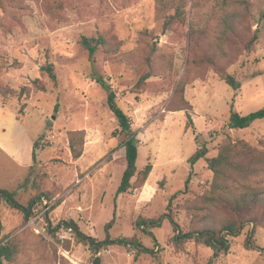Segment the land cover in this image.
<instances>
[{"label": "rangeland", "instance_id": "rangeland-1", "mask_svg": "<svg viewBox=\"0 0 264 264\" xmlns=\"http://www.w3.org/2000/svg\"><path fill=\"white\" fill-rule=\"evenodd\" d=\"M183 5L186 21L164 29L173 12L160 0H0V115L1 102L7 107L0 129L16 139L31 163L25 167L0 152V188L13 191L24 205L38 197L27 221L20 210L0 202V240L15 247L2 264H94V253L62 222L73 219L101 240L112 218V237L136 236L154 254L111 245L97 253L100 264H264V251L245 247L251 224L230 238L227 254L215 259L203 244L175 245L167 220L151 229L157 246L136 226L139 218L168 209L185 231L219 226L227 214L210 200L213 172L204 159L194 165L187 161L203 145L208 158L228 139L256 149L251 163L260 171L250 184L264 193V154L259 153L264 118L241 129L227 126L231 107L245 115L264 106V0H183ZM224 17L231 18L233 28L222 37ZM192 30L200 36L199 46L189 39ZM256 31L248 51L245 44ZM83 35L102 36L105 43L90 56L80 43ZM205 54L241 83L239 90L208 65L193 63ZM48 62L56 86L40 70ZM146 72L151 77L138 83ZM100 77L136 131L137 168L152 166L143 184L134 177L118 194L125 136L108 106L107 90L96 81ZM35 79L44 90L34 87ZM187 102L190 124L181 109ZM17 125L33 141L41 138L35 161ZM73 130L85 132L78 159L69 149ZM252 240L264 249V228L257 226Z\"/></svg>", "mask_w": 264, "mask_h": 264}, {"label": "trees", "instance_id": "trees-1", "mask_svg": "<svg viewBox=\"0 0 264 264\" xmlns=\"http://www.w3.org/2000/svg\"><path fill=\"white\" fill-rule=\"evenodd\" d=\"M162 8L172 9V14H168L163 22V28L168 29L172 22H185L187 10L183 5V0H160ZM225 18V17H224ZM231 18L226 17L223 23V29L221 32L222 37L227 34V31L232 29ZM192 34L189 39L194 41L199 46L200 36L195 31L190 32ZM257 31L254 32L248 42L245 44L246 50H251L254 42L257 40ZM81 45L89 52L90 56L93 55L95 50L99 46L104 45V39L102 36L87 37L81 36ZM193 42L192 44L195 45ZM193 63L198 67L204 64L208 65L223 81L230 85L235 91L239 90L241 83L237 81L232 75L226 72L224 68L219 66L215 58L211 55L205 54L193 60ZM42 72H46L48 77L52 80L53 84L57 85V77L54 71V65L51 62L40 66ZM151 74L146 72L143 74L138 83H144ZM103 88L108 92L107 103L111 111L114 113L118 121V131L124 134L125 139L122 142L124 148L125 169L121 178V182L117 188V194L127 191L132 186V179L136 177L139 180L140 185L145 182L150 171L151 164H146L143 168L138 169L136 166L138 139L136 131L131 127L130 119L122 109L116 104L114 99V91L103 77L96 80ZM33 85L39 90H44V85L38 80H33ZM184 84L179 85L180 92L183 93ZM186 111L188 123H192L190 117L191 105L187 102L186 105L181 108ZM264 118V106L260 109L242 115L231 107L230 116L227 126L232 129H241L248 127L252 122L257 119ZM85 132L84 130L68 131L69 149L73 159H78L83 153ZM38 138L32 145V158L36 160L35 150L39 148ZM256 149L249 146L246 142L238 140L232 143L229 139L226 140L218 149L216 156L208 158L206 157L207 148L205 145L196 149V151L188 158V163L194 165L198 160L204 159L207 163V168L213 172L212 181V196L211 201L219 202L221 207L225 210L227 216L220 221L217 227H198L191 228L189 230H183L180 224L175 220L172 212L168 209L167 212L160 214L153 218H139L136 221V226L152 237L156 246L158 245L156 238L151 231L152 228L159 227L164 220H167L173 230L172 241L175 245L187 243L189 241L195 244H203L212 250V259L227 254L230 249V238L238 236L243 227L247 224L252 225V229L249 232L246 240L245 247L247 249L260 248L252 237L254 230L257 226L264 228V193H262L257 187L250 184L251 178L256 176L260 168L254 166L251 163L252 156ZM264 154V151H259ZM189 182V176L184 182L185 189ZM177 193V192H176ZM174 193L172 197L176 194ZM34 197L30 199L27 205L20 203L16 198L13 191L0 188V202L4 200L9 206L18 209L22 212L24 221H27L32 215V208L36 199ZM48 225L50 223L49 218ZM114 218L108 221L105 226V236L99 240L87 233H85L79 226V224L73 219L63 221V226L73 231L75 238L87 245V247L94 253V264H100V257L97 253L100 249H105L111 245H118L127 247L129 249L136 250L137 253H149L154 254V250L145 246L136 236H117L112 237L109 233V229L112 227ZM62 226L58 224L57 227ZM0 240V264L3 260H9L15 253V247L9 242Z\"/></svg>", "mask_w": 264, "mask_h": 264}, {"label": "crops", "instance_id": "crops-1", "mask_svg": "<svg viewBox=\"0 0 264 264\" xmlns=\"http://www.w3.org/2000/svg\"><path fill=\"white\" fill-rule=\"evenodd\" d=\"M1 105H2L1 107L2 111L0 117L2 116L4 117V115L7 112V107L2 102ZM17 127H19V135L22 136V138H20L22 139L21 142L25 146H27L26 148H28V154H29L32 149V145H33L32 142L34 141L27 133V131L22 127V125L20 126L17 125ZM1 131L2 132H0V152L4 153L7 157L13 159L17 164L24 165L25 167H30L31 166L30 159L29 157H26L27 153L25 154V152L23 151H18L19 147H17V141H15L16 139H14V141L13 140L11 141L8 138V136L4 135L3 130Z\"/></svg>", "mask_w": 264, "mask_h": 264}, {"label": "built area", "instance_id": "built-area-1", "mask_svg": "<svg viewBox=\"0 0 264 264\" xmlns=\"http://www.w3.org/2000/svg\"><path fill=\"white\" fill-rule=\"evenodd\" d=\"M43 202H45V200L43 199ZM32 210H34V208H32Z\"/></svg>", "mask_w": 264, "mask_h": 264}]
</instances>
